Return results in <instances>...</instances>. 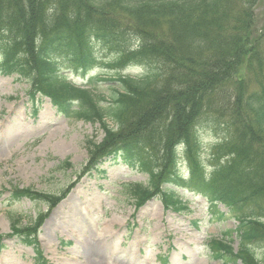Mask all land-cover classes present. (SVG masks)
<instances>
[{
	"label": "trees",
	"instance_id": "16d2710c",
	"mask_svg": "<svg viewBox=\"0 0 264 264\" xmlns=\"http://www.w3.org/2000/svg\"><path fill=\"white\" fill-rule=\"evenodd\" d=\"M259 1L0 0V76L25 83L31 98H47L66 119L99 125L103 138L87 142L82 173L122 151L121 160L148 177L147 187L124 186L137 205L158 196L165 210L179 212L187 208L177 189L200 195L212 215L238 223L221 239L209 240L213 257L225 264H264L248 247L264 238ZM98 47L110 58L99 57ZM102 67L115 76L93 74ZM128 68L143 71L122 75ZM202 124L221 134L211 148L209 173L195 150ZM180 152L187 177L177 172ZM63 167L71 165L65 161ZM66 193L14 188L10 199L52 208ZM43 219L13 231L35 244ZM233 232L240 240L237 251Z\"/></svg>",
	"mask_w": 264,
	"mask_h": 264
},
{
	"label": "rangeland",
	"instance_id": "374dc122",
	"mask_svg": "<svg viewBox=\"0 0 264 264\" xmlns=\"http://www.w3.org/2000/svg\"><path fill=\"white\" fill-rule=\"evenodd\" d=\"M255 15L261 33L264 0L258 2ZM101 49L96 48L98 56L110 58ZM99 70L115 76L105 67L93 74ZM142 71L128 68L121 74L137 77ZM70 80L83 83L75 77ZM217 133L207 124L198 132L196 151L207 171ZM102 138L98 124L65 119L47 99L32 100L24 83L0 76V264H34L39 259L32 246L11 235L10 224L23 227L39 212H46V207L28 200L10 204L8 191L14 187L54 194L70 190L61 211L50 212L39 228L36 244L43 262L38 264H225L213 257L208 243L234 230L237 223L212 216L202 197L178 190L187 207L178 213L164 210L158 198L135 206L124 185H146L147 177L113 158L99 167L101 172L90 171L78 178L76 172L88 158L87 142L97 144ZM64 160L72 168L56 171ZM183 161L180 155L179 173L185 172ZM219 210L225 212L223 206ZM232 239L237 248L239 239L235 235ZM250 248L258 260L264 259V238L250 242Z\"/></svg>",
	"mask_w": 264,
	"mask_h": 264
},
{
	"label": "bare ground",
	"instance_id": "6f19581e",
	"mask_svg": "<svg viewBox=\"0 0 264 264\" xmlns=\"http://www.w3.org/2000/svg\"><path fill=\"white\" fill-rule=\"evenodd\" d=\"M66 204V201H63L61 204L58 205V208L54 211V214H57L61 211L62 207H64Z\"/></svg>",
	"mask_w": 264,
	"mask_h": 264
}]
</instances>
